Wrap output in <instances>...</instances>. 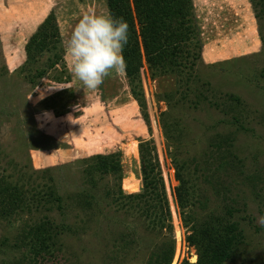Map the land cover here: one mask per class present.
<instances>
[{"label": "rangeland", "instance_id": "rangeland-1", "mask_svg": "<svg viewBox=\"0 0 264 264\" xmlns=\"http://www.w3.org/2000/svg\"><path fill=\"white\" fill-rule=\"evenodd\" d=\"M192 5L199 58L182 76L156 78L143 62L142 108L125 72L89 90L65 54L84 14L110 15L107 0H0V187L26 197L12 214L0 212V264H167L170 249L169 264H199L204 233L224 235L227 225H236L239 239L222 264H264V0ZM51 15L64 62L31 83L52 57L26 66L25 47ZM164 113L179 123L171 141ZM143 143L145 153L154 150L164 213L153 209L154 196L136 199L145 192ZM99 155L118 156L120 174L87 176ZM125 184L138 188L130 193ZM49 186L64 208L39 197ZM79 195L89 212L78 206ZM164 215L169 228L161 230L156 222ZM43 228L57 237L38 249L31 238Z\"/></svg>", "mask_w": 264, "mask_h": 264}, {"label": "trees", "instance_id": "trees-1", "mask_svg": "<svg viewBox=\"0 0 264 264\" xmlns=\"http://www.w3.org/2000/svg\"><path fill=\"white\" fill-rule=\"evenodd\" d=\"M107 3L110 15L115 18H123L128 24L129 41L123 51L126 62L125 73L132 96L143 108V105H141L143 99L140 78L143 62L146 63L152 78H156L160 74H167L168 72H177V74L182 76V72L184 73L185 70L190 68L193 70V66L196 63L195 60L199 58L197 51L200 48V42L196 35L192 0H107ZM43 17L41 16L37 20V23L41 22ZM37 23L32 24L36 26ZM25 50L28 56L26 66L34 64L39 59H45L47 55H51L52 57L48 58L49 64L46 71L39 72L38 75H33L30 79L31 83H36L38 80L45 78L48 75V71L50 72L62 65L64 56L60 33L53 15L45 20L38 28L36 33L28 41ZM65 71L58 76V80L61 82H65L67 78L68 72L67 70ZM191 82V77H189L182 84L190 85ZM189 90L190 87L187 86L185 91ZM167 99L168 97H166ZM161 124L168 141H171L173 134L179 136L180 132L176 131L179 129V123L175 121L171 122L169 114H162ZM103 145L104 148L112 147H109L110 145L108 146L107 144ZM141 145L140 156L143 163L142 174L145 192L142 196L138 195L136 199H140L142 202L148 195L154 196L153 201L156 204H152L153 209H158L160 213H164L166 195L165 191H163L164 188L159 187L160 175L157 173L154 160L152 162L154 150L149 149L150 152L145 153V148L148 149V146H145V143ZM94 161L95 165L89 168L87 172V176L91 177L92 180L95 179L96 175L100 179H104V177L118 176L121 172L118 156L99 155L94 158ZM173 162L176 165V171L180 180L182 179V184H185L183 181L182 167L176 164V160ZM50 182L52 183V181ZM90 183V190L97 191L98 183L91 181ZM137 188L138 185L125 184L124 186V189L130 193H135ZM56 193L49 186L47 193L44 195L39 193V197L47 200V204L51 207L56 204L57 209L64 208L61 197ZM106 195L111 197L112 192L108 190ZM120 195L122 194L120 193ZM84 197L86 198V195ZM25 198V194L17 187H0V212L4 211L7 214H12L17 208L24 206ZM83 200L79 195L77 201L80 203L78 206L82 204L83 210L89 212L91 210L89 202L86 203ZM120 200L122 199L120 198ZM120 203L121 201H117L118 206ZM122 207H125V205H122ZM165 215L162 218H158L156 222L161 230L169 228L167 224L168 219H164ZM219 224L222 227L223 223ZM224 227V235L220 233L218 237H215L216 235L214 234L213 236L210 233H204V242L201 244L202 252L199 256V264H222L231 258L232 251L236 247V244H238L237 241L239 239V236H236L235 232L237 231V227L236 225H227ZM33 232L30 233L31 236ZM35 235L37 236L35 237ZM33 236L31 239L37 245L38 249H44L47 247L48 241L56 238L57 234L55 231L51 234V232L43 228L41 235H38L36 231L33 233ZM169 252L170 258L166 261L167 264L170 263L174 250L170 249Z\"/></svg>", "mask_w": 264, "mask_h": 264}, {"label": "clouds", "instance_id": "clouds-1", "mask_svg": "<svg viewBox=\"0 0 264 264\" xmlns=\"http://www.w3.org/2000/svg\"><path fill=\"white\" fill-rule=\"evenodd\" d=\"M128 41V24L123 18L84 14L65 45L73 76L83 88L96 90L113 72H125L123 51ZM261 223L264 224V218Z\"/></svg>", "mask_w": 264, "mask_h": 264}]
</instances>
